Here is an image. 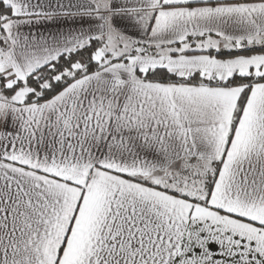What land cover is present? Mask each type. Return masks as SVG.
Masks as SVG:
<instances>
[{"label":"snow or ice","instance_id":"1","mask_svg":"<svg viewBox=\"0 0 264 264\" xmlns=\"http://www.w3.org/2000/svg\"><path fill=\"white\" fill-rule=\"evenodd\" d=\"M0 264H264V0H0Z\"/></svg>","mask_w":264,"mask_h":264}]
</instances>
